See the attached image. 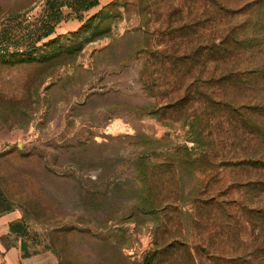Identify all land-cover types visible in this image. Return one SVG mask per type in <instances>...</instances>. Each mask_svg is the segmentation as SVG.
Returning a JSON list of instances; mask_svg holds the SVG:
<instances>
[{
    "label": "rangeland",
    "instance_id": "obj_1",
    "mask_svg": "<svg viewBox=\"0 0 264 264\" xmlns=\"http://www.w3.org/2000/svg\"><path fill=\"white\" fill-rule=\"evenodd\" d=\"M248 10L264 0H0V218L20 214L0 236V264L6 242L54 264H188L186 249H213L199 202L263 201L252 185L264 170L198 145L220 132L204 98L184 114L166 107L178 93L154 59L190 48L198 29L208 43ZM218 75L187 74L182 92L264 97V67L260 90Z\"/></svg>",
    "mask_w": 264,
    "mask_h": 264
},
{
    "label": "trees",
    "instance_id": "obj_2",
    "mask_svg": "<svg viewBox=\"0 0 264 264\" xmlns=\"http://www.w3.org/2000/svg\"><path fill=\"white\" fill-rule=\"evenodd\" d=\"M76 3H80L83 9H86L96 4V0H76ZM236 12L239 11L227 15L229 18H234L233 13ZM245 12L247 14L243 20H237L234 24L226 23L224 27L213 31L210 43L202 41L201 30L198 29L197 38L190 44V48H181L177 52L178 45H165L162 50L164 51L162 54H165L163 58L154 59L157 60L159 69L162 71L158 74L160 79L168 81L169 77L166 75L173 77L172 82L168 84L167 92L172 90L178 93L175 100L166 105L167 108H171L176 115L184 114L194 98L196 101L204 98L207 104L206 108L213 109V117L220 118L221 122L217 124V128L220 127V132L217 137L210 138L205 141V144L203 142L198 144L199 146L203 145V151L211 155L212 149L221 148L219 157L223 158L226 148L227 153L230 154L229 157H236V161L232 162L234 166L255 167L264 170L263 96L257 98L256 94L252 97L244 95L246 100L242 103L234 100H222L218 98V95L194 93L191 87L197 85L192 83L186 86L182 92L183 79L187 74L203 72L206 69H209L212 75L219 74L220 78L216 79L218 82L229 85L234 82L232 86L237 83L246 84L247 89L256 85L254 89L260 90L257 81L261 76L258 73L264 65H261L258 54L259 51L264 50V33L260 34V28L264 26V11L262 13L256 10ZM211 14L219 16L215 11ZM51 31L47 30L46 33ZM180 45L186 46L187 43ZM213 77L215 76L210 78ZM202 138V135L198 136L199 141H202L200 140ZM171 165L164 162L165 168ZM142 172L141 166L138 175H142ZM252 190L264 194V180L252 185ZM230 191L229 189L228 193ZM1 197L0 195V199L3 200ZM259 203L258 201L255 204H247L237 198L219 202L212 197L199 202V206H197L199 214L208 216L212 222L213 231L208 239L213 249H206L208 254L203 253L204 257L200 244L190 252L186 249L188 264H251V262L264 264V199ZM144 206L145 204L141 203L137 207H140V211ZM193 219L195 220L194 224H198L196 218ZM18 226V222H10V232H17ZM221 238H224L228 244L222 251L217 244V240ZM21 246L24 248V244ZM22 255L26 256L27 254L23 251Z\"/></svg>",
    "mask_w": 264,
    "mask_h": 264
},
{
    "label": "crops",
    "instance_id": "obj_3",
    "mask_svg": "<svg viewBox=\"0 0 264 264\" xmlns=\"http://www.w3.org/2000/svg\"><path fill=\"white\" fill-rule=\"evenodd\" d=\"M19 217V212L13 211L0 218V236L6 235L8 232H10L9 223ZM5 244V247L2 248V264H54L53 262H47L50 260V257L47 255V253L41 252L29 256H22V250L19 244L12 242H6Z\"/></svg>",
    "mask_w": 264,
    "mask_h": 264
}]
</instances>
